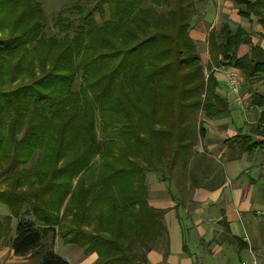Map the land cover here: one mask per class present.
Masks as SVG:
<instances>
[{"label":"trees","instance_id":"16d2710c","mask_svg":"<svg viewBox=\"0 0 264 264\" xmlns=\"http://www.w3.org/2000/svg\"><path fill=\"white\" fill-rule=\"evenodd\" d=\"M30 1L32 7H25L8 29L2 27L0 19V30H8L10 35L3 37L0 44V70L12 62L11 72L0 79V87L9 84L11 88H0V159L1 164L8 162L0 174L11 165L18 174L15 187L0 191V198L18 212L11 247L19 256H39L35 264H71L54 248L60 233L67 243L98 251L96 264H146V250L166 231L164 211L155 210L144 201L146 210L153 215L146 218L139 214L143 203L134 192L132 197H124V206L114 199L110 201L114 217L120 218L122 212L130 216L131 211L136 215L134 234H126L117 223L112 232L107 225L93 224L90 212L93 213L98 187L86 182L82 172L92 168L93 158L98 155L99 185L130 176L136 189L140 178L146 182L147 171L164 172L163 166L154 164L151 155L154 138L168 137L170 164L185 154L183 150L192 147L195 134L189 121L182 118L184 107L200 109L206 117L217 116L229 108L215 91L214 76L209 74L206 79L189 34L197 13L194 2L76 1L69 6L72 15L55 19L57 33L47 35L45 15L38 3ZM148 1L161 2L158 4L162 8L157 9ZM236 2L242 7V14H255L264 21V0ZM11 4L15 0H0V9ZM105 7L110 13L108 18ZM95 12L103 16L101 22L94 18ZM242 35V29L232 31L224 23L210 33V51L215 60L214 50L217 56L221 54L220 63L243 69L249 78L257 77L264 73V49L252 46L248 53L239 55L240 46L250 42ZM79 77L81 83L75 90L73 83ZM135 81L149 83L153 99L150 107L144 99L133 95L131 84ZM157 85L171 93L175 104L177 117L172 118L170 129L153 128L162 124L153 115ZM6 112H12L7 131L2 127ZM105 112H112L114 117H102ZM135 114L150 117L151 132L143 134L142 117L138 120ZM44 125H49L50 130ZM18 127H24V136L16 140L12 135ZM203 131L201 126V135ZM129 136L137 147L147 148L146 157L142 158L137 148L121 142ZM239 137H233L232 142ZM43 140L46 160L41 163L45 168H39L44 172L40 171L36 179L38 186L32 182L26 186L29 190H20L18 186L26 177L18 168L31 160L37 148L42 149ZM256 145L251 143L248 150ZM140 158L149 166L142 165ZM145 190L147 202L146 185ZM110 233L111 237L106 236ZM137 243H144L145 247L136 250Z\"/></svg>","mask_w":264,"mask_h":264},{"label":"crops","instance_id":"0c3cea01","mask_svg":"<svg viewBox=\"0 0 264 264\" xmlns=\"http://www.w3.org/2000/svg\"><path fill=\"white\" fill-rule=\"evenodd\" d=\"M193 2L197 13L189 34L206 79L209 74L214 76L215 91L229 108L214 117H198L197 124L204 131L201 135L196 130L192 147L168 163L164 172H146L147 203L164 211L166 231L146 250L145 261L240 264L250 259L253 251L259 264H264V73L249 78L243 69L220 63L221 54L217 56L216 50L215 60L209 46L210 33L227 23L232 31L242 29V37L249 38V43L240 46L239 55L248 53L252 46L264 49V21L255 14H242L236 0ZM261 11L264 13V7ZM227 69L238 74L240 90L254 104L253 109L244 112L239 107L227 82ZM237 135L239 139L232 142ZM244 141L257 145L248 150L250 146ZM0 202L4 204L0 203V264H28L31 256L16 255L11 247L12 224L17 216H13L9 203L1 198ZM58 236L60 233L54 248L57 251L58 244H70L61 256L71 264L98 262V251H86L84 246L67 243L62 236L60 241Z\"/></svg>","mask_w":264,"mask_h":264},{"label":"rangeland","instance_id":"374dc122","mask_svg":"<svg viewBox=\"0 0 264 264\" xmlns=\"http://www.w3.org/2000/svg\"><path fill=\"white\" fill-rule=\"evenodd\" d=\"M35 3H38L40 5V9L42 10L43 14L45 15V26H44V31L46 32L47 35H51L54 33H57L58 31V27L55 26V19L60 17V15L62 16H67V15H72L71 11H69V6L72 5L73 3H75L76 1H82V0H33ZM161 3V2H158ZM158 3H153L152 1H148V4H151L152 6H155L157 9L158 8H162L161 4ZM32 7L31 1L30 0H19L16 3L15 0V4H11L9 7L5 8V9H0V19H1V25L4 29H8L11 24L19 17V15L21 14V12L23 10H25V7ZM144 6V5H143ZM106 9V18L109 17L110 13L108 12L107 8ZM162 12V11H161ZM101 17L99 13L95 12L94 18H96L97 21L101 22ZM8 30H0V44L2 43V38L3 37H8L10 35H8ZM11 67H12V62L6 67L0 70V79H3L5 76H7L10 72H11ZM206 67V66H205ZM205 72H208V69L205 68ZM81 83V77H79L78 79H76V81L73 83V88L76 90L79 88ZM15 84H13L14 86ZM132 88H133V95L136 96L137 98L140 97L142 99H144L147 104V107H150V103L151 101H153L152 99V93H151V89H150V85L149 83H147V81H135L131 84ZM0 88H4L5 90L7 89H11L9 87V84H5L4 86L0 87ZM156 94L157 97L154 100V119L157 121H161L162 124H155L153 125L154 127H166L167 129H170L173 125V117H177L174 113V102H173V98L171 93H168L167 91L163 90V87L160 85H157V89H156ZM228 112V111H227ZM182 118H186V120L189 121L190 126L189 128L193 129V132L195 133L196 130H199L200 132V127L197 124V120L198 117H206L205 113L200 111V109L194 110V107H184V109L182 110ZM108 116V117H114V115L112 114V112L109 113H104L102 115V117L104 116ZM232 115V111L231 113H228L227 117H230ZM5 116V123L2 124V127L7 130H10V125H7V122L9 121V119L12 116V112H6L4 114ZM135 117L138 118L142 117L141 119V126L143 129V134H148L149 132H151L150 128L151 126V122H150V117L148 116H140L139 114H135ZM194 118L196 119V121H194ZM99 121V120H98ZM46 125V124H45ZM44 128L50 130L49 125H47ZM162 125V126H161ZM99 126V125H98ZM195 126V127H194ZM100 127V126H99ZM98 127V132L101 131V129ZM189 129V130H190ZM200 134H198V137H200ZM13 138H15L16 140L21 139L24 136V127L20 128H16L15 133L12 135ZM197 137V136H196ZM154 143H153V147H152V157L155 159L154 164H156L157 166H163L164 168H166V166L168 165L169 160V156H168V137L167 136H158L156 138H154ZM197 139V138H196ZM121 142H126L127 144H129L130 148H137L138 151L141 152V157L144 158L147 155V148L140 146L137 147L138 145L134 144V142L132 140H130V136L129 138H125V139H121ZM194 140V139H193ZM198 141L199 138L197 139ZM245 144L250 146V142L248 141H244ZM198 146L200 145L197 144ZM46 141L43 140L42 142V149L41 148H37L35 150V152L33 153L31 160L24 165H20L18 168V171L23 173V175H25L26 179L24 181H21L18 186V188L21 190L23 188L29 190L28 185H30L29 183L34 182V186H38V182L36 179H38V175L41 174L40 171L42 172L43 170H40L39 168L44 167L41 163L44 162L45 158V153H46ZM20 147V146H19ZM16 148V145H15ZM190 149V148H189ZM135 150V149H134ZM45 151V152H44ZM166 151V153H165ZM183 153H186L187 150H183ZM139 152V153H140ZM184 155V154H183ZM22 160V158H21ZM141 160V164L144 166H149L143 159H139V161ZM2 159H0V164H1ZM98 163H99V158L98 155H96L93 158L92 161V168L90 170H85L83 173V179H86V182L88 183H92L94 186L97 185L98 189L96 190L95 194H97V200L95 202L94 208H92L93 213L90 212V215H93L92 217H90L91 221L93 220L94 223L93 224H103V225H107V227H109V231L112 232L113 226L117 223V225L122 226V229L125 231L126 234L128 235H132L134 234V230L132 228L133 225H135V222H137V218H135V214L131 211V214L129 216L128 213L126 212H122L121 217L120 218H116L113 216V212H112V208H111V203L110 201L112 199L116 200L119 204H122L124 206V197L126 199L132 197L131 195H134V192L136 195H138L140 198L139 200L142 201V209L138 211V209H136V211H138L139 214H143V216H145L146 218H150L153 213H149L148 210H146L145 205L147 204L146 202V190H145V185L146 182L143 183L142 178H140L138 180V185L136 187V189H133L132 187V183H133V179H131L130 176H123L120 178L115 179L116 182H111L109 184L104 185V183H101L100 185L98 184V175H99V168H98ZM8 165V162L5 161L0 165V172L1 170H3V168H5ZM48 165V164H47ZM46 165V166H47ZM91 166V165H90ZM22 169H25L24 171ZM17 171H15V168H13V165H11V167L8 170H5L3 174H0V191L3 189H12L13 187H15V178L18 176L17 173H15ZM44 172V171H43ZM20 174V173H19ZM140 174L141 177V173ZM138 174L136 179L138 178ZM79 177V175L77 176ZM131 180V183L129 181V179ZM217 179H219L217 177ZM135 180V179H134ZM76 182V177L74 179V183ZM27 186V187H26ZM30 187V186H29ZM102 187V188H100ZM104 188V189H103ZM15 190V189H14ZM132 192V193H131ZM144 201L146 204H144ZM1 203V202H0ZM1 205H4L3 203H1ZM6 207V206H5ZM64 209V206L62 207V210ZM15 213L18 212L16 211L15 206L12 207V214L13 216H15ZM17 219L14 218L13 220V232L12 234L15 235L16 232V226H17ZM69 227L72 226V224H68ZM68 229H63L64 232H66ZM129 231V232H128ZM71 234H69L68 232V236L70 237ZM106 236L111 237V233L110 234H106ZM61 237V236H60ZM58 236V239L61 241L62 238H60ZM66 237V238H67ZM57 239V238H56ZM56 241V240H55ZM144 244V243H143ZM143 244H139L137 243V247H145ZM68 247H71L70 244H67L66 246H63L62 244H58L57 245V252L61 255L63 252V250L65 251ZM144 249V248H143ZM39 259V256H31V259H29L28 264H35ZM202 261L200 260V263Z\"/></svg>","mask_w":264,"mask_h":264},{"label":"built area","instance_id":"2783aa9c","mask_svg":"<svg viewBox=\"0 0 264 264\" xmlns=\"http://www.w3.org/2000/svg\"><path fill=\"white\" fill-rule=\"evenodd\" d=\"M226 74H227L228 85L232 90V92L234 93L236 97L235 100L238 103L239 107L244 112H247L249 109H253L254 104L250 102V100L247 99L240 90L239 77L236 71L227 69ZM240 264H259V261L257 259L256 254L252 251L251 258L247 260H242Z\"/></svg>","mask_w":264,"mask_h":264}]
</instances>
